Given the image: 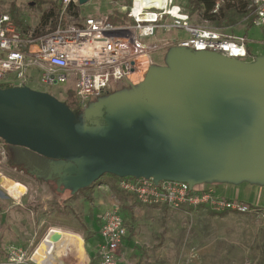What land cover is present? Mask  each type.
I'll use <instances>...</instances> for the list:
<instances>
[{"label": "rangeland", "instance_id": "obj_1", "mask_svg": "<svg viewBox=\"0 0 264 264\" xmlns=\"http://www.w3.org/2000/svg\"><path fill=\"white\" fill-rule=\"evenodd\" d=\"M62 2L0 0V11L17 15L34 30L41 23L43 14L53 7H61ZM134 2L90 0L80 6L76 0L80 13L75 17L93 15L115 21L117 12L127 14ZM178 3L186 11L190 8L187 0H178ZM190 17L195 24L216 28L197 13L190 14ZM226 32L233 37L248 39L247 57L240 63L251 68L264 65V28L254 26L249 29L245 21ZM174 37L173 32L161 31L154 38L145 39L159 44V49L153 53V66L146 79L135 87L120 81L102 95L81 103L74 96L72 81L47 86L40 82L41 73L37 67L29 70L32 78L27 86L46 92L66 105L73 114V121L80 127L136 126L162 131L164 128L155 115L163 87L170 82H179L180 58H190L188 53L179 57L175 49L167 45V41ZM192 57L198 58L199 54ZM8 80L15 83H4L0 92L19 89L14 75ZM0 128L4 132H0V178L7 176L26 187L25 193L14 198L0 183V264H9L12 248L27 251L29 260L24 264H34L32 254L33 257L36 255L42 242L36 247L34 238L46 220L48 231L59 229L77 234L85 240L88 252L97 251L102 241L99 236L102 218L114 209H119L124 217L126 214L128 225L134 229L131 240L136 252L132 264H264V175L241 173L209 181L208 186L213 187L218 195L253 204L254 210L250 213L231 212L221 217L203 208L173 210L139 202L121 191L117 187L118 180L109 174L92 182L70 158L40 157L29 147L13 144V136L4 135L5 131L13 130L12 121L2 122ZM91 184V201L82 195L75 196L80 189ZM113 185L117 190L112 189ZM61 209L63 212L59 218L55 214ZM66 219L70 222L63 221ZM50 260H53L52 256ZM125 260L123 256L118 264H126ZM35 261L41 263L40 259Z\"/></svg>", "mask_w": 264, "mask_h": 264}, {"label": "water", "instance_id": "obj_2", "mask_svg": "<svg viewBox=\"0 0 264 264\" xmlns=\"http://www.w3.org/2000/svg\"><path fill=\"white\" fill-rule=\"evenodd\" d=\"M184 60L179 82L163 87L155 115L162 131L80 127L59 100L19 88L0 92V124H13L4 135L48 158H70L92 182L105 174L191 184L264 175V65L214 53Z\"/></svg>", "mask_w": 264, "mask_h": 264}, {"label": "built area", "instance_id": "obj_3", "mask_svg": "<svg viewBox=\"0 0 264 264\" xmlns=\"http://www.w3.org/2000/svg\"><path fill=\"white\" fill-rule=\"evenodd\" d=\"M71 3L76 4V0H63L55 29L39 37L31 33L26 36L9 13L0 11V87L13 83L8 79L14 75L19 88L32 90L27 86L32 67L39 68V80L47 86L72 81L74 96L81 103L102 95L120 81L135 87L146 79L153 66V53L159 49V44L145 39L154 38L161 31L175 33L167 45L179 57L188 51L214 53L239 62L247 57L245 36L233 37L226 32L230 28L193 23L178 0H165L163 6L150 1L143 6L142 13L136 12L135 0L127 12L132 22L124 24L93 15L76 18L68 11ZM251 7L254 26L264 28V0H252ZM117 187L145 205L167 206L173 210L188 207L240 214L254 210L251 204L218 195L205 182L191 184L155 177H125L118 179ZM127 235L126 221L119 209L103 216L99 229L102 241L97 247L95 264H118L119 251ZM28 260L27 251L10 250L9 264H24Z\"/></svg>", "mask_w": 264, "mask_h": 264}, {"label": "trees", "instance_id": "obj_4", "mask_svg": "<svg viewBox=\"0 0 264 264\" xmlns=\"http://www.w3.org/2000/svg\"><path fill=\"white\" fill-rule=\"evenodd\" d=\"M112 1H120V0H112ZM128 1L129 3L132 2V0H128ZM187 1L190 4V8L187 10L189 14L197 13L202 18V20H205L215 25L216 27L232 28L235 27L236 25H239L241 22L243 23L245 21L249 29L254 27L255 15L252 13L253 12V8L251 7L252 0H187ZM61 7L59 8L53 7L48 12L44 13L42 16L41 23L34 30H31L30 26L23 19H20L17 15L13 14V16L11 15V17L14 23L17 25V27L21 30L23 34L27 36L31 33L34 37H39L55 29L56 21L62 10ZM68 11L74 16H78L80 13L78 5L75 3H71ZM246 17L248 18L245 21H243ZM115 18H116L115 21L112 20L113 23H118V22L124 23L127 21L132 22L131 19L127 17V14H123V13L117 12ZM51 22H53L54 24L51 25ZM186 53H188L189 56L193 55V53L189 51ZM38 156L42 157L43 155L38 154ZM109 176L117 180L120 179V177L112 174H109ZM91 186L93 185L91 184L90 186L80 189L77 195L75 196L77 197L78 195H82L87 200L91 201L92 200L91 198L92 189H90ZM112 189H115L114 185ZM81 190H83V192H81ZM118 197L120 196L118 195ZM121 198L123 197H120V199ZM164 208H168V207L165 206ZM207 210L209 213L221 217L226 216L228 213H231L229 211L215 212L212 211L211 209H207ZM62 212L63 209L58 211L55 215H57V217L60 218L62 216ZM63 221L70 222V220L68 219ZM48 229H49V225L46 220L36 234L33 243L34 246L37 247L40 244V242L45 237ZM130 230H131V235H133L134 234L133 227H131ZM78 263H79V259L73 255L68 256V258L64 261V264H78Z\"/></svg>", "mask_w": 264, "mask_h": 264}, {"label": "bare ground", "instance_id": "obj_5", "mask_svg": "<svg viewBox=\"0 0 264 264\" xmlns=\"http://www.w3.org/2000/svg\"><path fill=\"white\" fill-rule=\"evenodd\" d=\"M150 1H155L158 6H163L165 0H136L135 10L136 12L142 13L143 6L148 5ZM188 61L180 58V65L183 67H187ZM0 183L2 187L7 190L12 197L17 198L21 194L26 192V187L12 178H8L7 176H2L0 178ZM69 242H73L76 244H82V238L76 234L65 233L58 229H51L46 238L42 240L41 244L36 250L37 259H46L49 258L53 252H60L68 245ZM35 253V252H34ZM31 261L37 263L33 259V254L31 257Z\"/></svg>", "mask_w": 264, "mask_h": 264}, {"label": "crops", "instance_id": "obj_6", "mask_svg": "<svg viewBox=\"0 0 264 264\" xmlns=\"http://www.w3.org/2000/svg\"><path fill=\"white\" fill-rule=\"evenodd\" d=\"M213 180H215V179H213ZM209 181H211V180H208V181L205 182V185L207 187H209L208 186V184L210 183ZM241 201H243V200H241ZM243 202L248 203L246 201H243ZM248 204H251V203H248ZM251 205H253V204H251ZM162 207H165V206H162ZM124 218H125L126 225H127V228H128V235L125 238V240H124V242H123V244H122V246L120 248V251H119V259L120 258L123 259V256H124V257H126V260H125L126 261V264H132V262L134 261V260H132V256L135 254L136 249H135V246H133L134 243H133V240H131V238L135 234L131 235V230L130 229H131L132 226L130 227L128 225V220L126 218V214H125V217ZM40 227H39L38 231L40 230ZM61 231H63V230H61ZM63 232H65V233L66 232L67 233H71V232H68V231H63ZM72 234H74V233H72ZM34 240H35V238H34ZM84 242H85V240L83 241V239H82V244H76V243H73V242H69L68 245L65 247V249H63L62 251L56 252V250H55L53 252V254L51 255L52 258H53V260H52L53 262L50 260L51 259V256H50L49 258H46V259H40L41 260V263H37V264H64V261L70 255H73V256H75V257H77L79 259V263L78 264H93V263L95 264L96 261H97L96 251H94V252H88L87 249H86V246H85ZM73 250H75V251H73ZM69 251H70V253H69ZM80 252H82V253H80ZM33 258L36 260L37 254L34 255ZM47 261H49V262L47 263ZM34 264H36V263H34Z\"/></svg>", "mask_w": 264, "mask_h": 264}]
</instances>
